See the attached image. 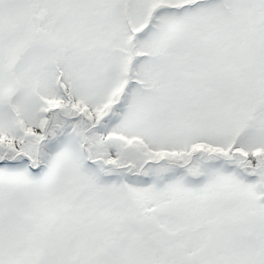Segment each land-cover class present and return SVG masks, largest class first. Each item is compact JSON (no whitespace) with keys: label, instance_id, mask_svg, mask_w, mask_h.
Segmentation results:
<instances>
[{"label":"snow or ice","instance_id":"snow-or-ice-1","mask_svg":"<svg viewBox=\"0 0 264 264\" xmlns=\"http://www.w3.org/2000/svg\"><path fill=\"white\" fill-rule=\"evenodd\" d=\"M0 264H264V0H0Z\"/></svg>","mask_w":264,"mask_h":264}]
</instances>
